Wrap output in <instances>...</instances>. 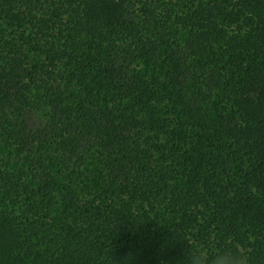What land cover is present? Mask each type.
Here are the masks:
<instances>
[{"label":"trees","instance_id":"trees-1","mask_svg":"<svg viewBox=\"0 0 264 264\" xmlns=\"http://www.w3.org/2000/svg\"><path fill=\"white\" fill-rule=\"evenodd\" d=\"M264 264V0H0V264Z\"/></svg>","mask_w":264,"mask_h":264},{"label":"clouds","instance_id":"clouds-1","mask_svg":"<svg viewBox=\"0 0 264 264\" xmlns=\"http://www.w3.org/2000/svg\"><path fill=\"white\" fill-rule=\"evenodd\" d=\"M241 259H244L245 260V264H246L247 258L245 256H242Z\"/></svg>","mask_w":264,"mask_h":264}]
</instances>
